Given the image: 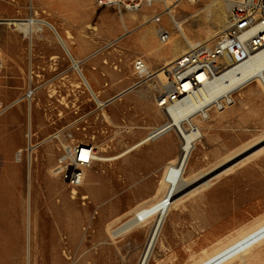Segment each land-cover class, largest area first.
<instances>
[{"label": "rangeland", "instance_id": "374dc122", "mask_svg": "<svg viewBox=\"0 0 264 264\" xmlns=\"http://www.w3.org/2000/svg\"><path fill=\"white\" fill-rule=\"evenodd\" d=\"M222 6L184 0L176 10L192 35L198 36L197 44L207 41L205 32L225 11ZM143 13L151 14L139 12V20ZM30 17L49 21L68 38L71 51L75 46L86 53L81 60L86 76L103 98L113 99L105 108L107 119L85 86L77 88V75H71L74 88L40 91L31 104L22 102L30 54L45 71L55 69V61L60 71L71 66L48 28L27 36L13 31L7 22ZM122 18L128 20V14ZM139 20L126 32L114 10L98 9L93 0H0V103L16 102L0 118V264H138L148 229L114 239L109 230L127 220L133 209L164 193L159 190L167 164L180 149L177 134L172 131L121 159L96 162L74 194L51 172L61 142L47 139L63 130L61 134H70L75 141L93 144L98 157L113 158L167 121L155 103L161 87L156 78L132 88L138 82L136 59L158 70L171 57L148 53L140 42L144 27H139ZM163 23L173 30L167 18ZM213 31L216 36L209 44L216 42L222 28ZM234 97L235 105L226 112L213 113L208 122L197 119L204 137L192 160L196 182L177 195L182 204L167 218L163 246H157L150 264L193 263L264 218V88L253 82ZM76 120L75 128H67ZM30 124L33 143L41 146L29 194ZM19 150L22 163L16 161ZM208 180L211 186L204 188ZM28 201L33 222L37 220L30 233ZM250 264H264V247Z\"/></svg>", "mask_w": 264, "mask_h": 264}, {"label": "bare ground", "instance_id": "6f19581e", "mask_svg": "<svg viewBox=\"0 0 264 264\" xmlns=\"http://www.w3.org/2000/svg\"><path fill=\"white\" fill-rule=\"evenodd\" d=\"M212 4H217L220 6L223 5L221 2H215V1H213ZM222 7H220L221 10H224L222 9ZM178 13L179 12L175 8L173 13V19H167L169 24L168 27H171L173 30L172 31L169 30L170 38L166 43H162L159 41V38L157 36V26L152 21L151 14L150 15H147L146 13L141 14L142 23L140 24L139 27H144V28L140 32L139 38L143 46L149 49V52L148 51L147 52L148 53L151 52L154 55H157L158 57L165 56V54L167 53L171 54V57L168 60V62L158 70H152L153 68L151 69L149 65L146 64V70L152 76L150 79L146 80V83L148 84L152 78H156L158 80V83L160 84H165L167 81V75H166L167 69H169L183 55H186L190 49L196 46V40L198 39V36L192 35V32H190L185 25L186 20L179 19ZM137 20H139L138 13H128V20L121 18V22L125 31L129 32L128 25L134 23ZM7 22L8 25L13 29V31L24 33L27 36L28 35L32 36V34L34 33L43 31L44 26L48 28L50 31H52L56 40L63 48L65 54L74 64L73 65L74 69L76 70L77 75L80 79L79 84H77V88H80L83 84L87 89V91L89 92V94L91 95V97L93 98V100L97 103L100 109L103 110L104 112L103 116L106 119L108 118V116L105 113L106 112L105 108L107 106L106 102L113 99L107 100L102 97L101 92L95 90L90 79L86 76L83 70L82 67V64H84L83 61L78 60L77 58L74 57L71 51L70 44L68 42V38L63 37L59 33L57 28L47 20H40L35 17H30L25 20L22 19L7 20ZM214 22L215 23L213 29H217L220 27L222 28V31L219 33L220 35L222 32H224L226 27L225 11H221L220 16H218V18H216ZM213 29H209L205 32L204 39H206L208 42L209 41L211 42L216 36V34H214ZM112 44L113 42H110L107 46H110ZM92 56H89L87 61L90 60ZM229 61L233 62V60H229ZM206 79L207 78L205 74L199 77V80H201V82H204V84L192 97L191 103L180 104L178 108L171 109V117L167 113L165 114L162 113L166 117V119L169 120L168 122L169 126H171L173 130H175L178 133L180 140L182 141L177 156L171 159L167 164L166 172L164 173L163 180L161 181L162 186L160 187L159 192L160 193L164 192V193H162L161 196L156 197L155 200L152 201L151 203L140 205L137 208L133 209L134 211L131 210L133 211V213L127 220L122 222L114 230L112 231L109 230V235L111 234L110 237L114 239L128 234L133 235L136 233L137 230L141 228L148 229L147 232L149 235L147 238L146 247L142 253V256L138 264H150L155 249L157 248V246H161L163 244L162 232L167 218L171 215V213L174 210H179V207L182 204L181 199L177 198V195L183 189L187 188L188 186L196 182V179L192 178V175L194 173V166L192 164V160L194 159V155L198 147L197 140L199 138L202 139L204 137V134L202 131L203 130L202 127L198 126L197 119L199 118L195 117V113L199 112V108L202 106V104L211 102L213 99L226 92H233L235 95L236 92L243 89L247 84L258 81L262 84V87L264 88V48H261L256 52L244 53L241 63L233 62L230 65V67H228L225 71H223L220 75H218L213 81H206ZM29 114L32 116V111ZM188 118H192V122H194L195 124L197 123L196 125L198 126V130H185L183 128L182 122ZM29 128L30 129H29L28 137L32 138V141L30 143L31 148L28 151L29 152L28 163L31 165L29 170L30 171L29 194H30L31 171L33 169V162L38 161L37 150L41 145L33 143L34 133H32L31 124L29 125ZM49 139H51L50 141H52L53 137L52 138L49 137L47 140ZM199 141L201 142L202 140ZM149 143H150L149 137L148 138L145 137L141 141L137 142L134 146L127 149L122 154L113 158L98 157L97 162L98 161L108 162V161H115L121 159L127 156L128 154L132 153L133 151L138 150ZM242 152L243 150L234 156H239L240 154H242ZM19 153L23 155V150L22 151L19 150L16 153V156ZM234 156L224 161V163L235 158ZM17 162L22 163L23 157L21 158L20 161L18 160ZM51 172L53 176L57 177L52 170ZM207 174H204L203 177L207 176ZM85 181H86V177H85ZM202 186H204V188L210 187L211 183L208 180L204 182ZM83 199H87V197L85 196L83 197ZM72 200H76V199L72 197ZM28 203H29L28 231L30 233L32 229V223L34 228L36 229L37 220L35 218L33 222L32 205L31 202L28 201ZM263 247H264V219L253 224L247 229L241 231L232 239L221 243L212 251L206 252L204 256H202L199 259L197 258V260L193 261V263L190 264H250L251 261L254 260L260 254V251Z\"/></svg>", "mask_w": 264, "mask_h": 264}, {"label": "built area", "instance_id": "2783aa9c", "mask_svg": "<svg viewBox=\"0 0 264 264\" xmlns=\"http://www.w3.org/2000/svg\"><path fill=\"white\" fill-rule=\"evenodd\" d=\"M182 1L184 0H93L98 9L114 10L121 18L128 13L150 11L151 19L157 26V36L162 43H166L170 38L169 29L163 23L164 19H173L174 9ZM207 1L221 2L224 5L226 27L224 32L216 38L214 44H209V42L196 44L186 55H183L167 69V81L165 84H161L154 99L157 108L170 117L171 109L178 108L180 104L191 103L192 97L204 84L199 80L201 75H206V81H213L233 62L241 63L244 53L256 52L264 48V0ZM29 40L31 41L32 38ZM229 60H233V62ZM52 65L55 69L42 70L34 64L33 58L30 57L27 75L28 84L22 102L26 101L31 104L30 102L34 100L40 91L58 93V90L67 86L74 88L71 75H77V72L74 69L73 62H71L69 69L61 71L58 70V62L55 61ZM134 70L138 76V82L132 88L144 85L146 80L152 77L146 70V63L143 59L138 58L135 60ZM233 95V92H226L211 102L202 104L199 112L195 113V117L199 118L201 122H208L211 120L213 113L226 112L235 105ZM111 102L112 100L106 102V105ZM15 105L16 102L8 105L1 103L0 118ZM56 120L57 118L52 119L53 124L56 123ZM168 122L167 119L165 123L148 134L147 138L149 137L150 142L156 141L172 131L177 134L180 140L178 133L169 126ZM77 123H79L78 120L71 122L67 128H75ZM182 125L185 130H198V126L192 122V118L184 120ZM62 131L50 137L61 142L52 171L74 194L76 189L83 186L88 170L97 162L98 152L93 144L75 141L70 134H61ZM27 139V151H29L32 138L27 136ZM199 140L201 139L199 138L197 141ZM180 142L182 144L181 140ZM21 158L22 154L19 153L16 156V161H20Z\"/></svg>", "mask_w": 264, "mask_h": 264}, {"label": "crops", "instance_id": "0c3cea01", "mask_svg": "<svg viewBox=\"0 0 264 264\" xmlns=\"http://www.w3.org/2000/svg\"><path fill=\"white\" fill-rule=\"evenodd\" d=\"M30 47H33V41H30ZM72 53L74 55L75 58H77L78 60H84L85 58H87L86 53H82L80 52L75 46H72ZM33 54H30L29 57H32ZM84 65V64H83ZM82 65V66H83ZM0 67L2 68V66L0 65ZM203 131V130H202ZM18 152V151H17ZM30 164L28 163V167L30 168ZM264 219V218H263ZM262 220V219H261ZM259 222V221H258ZM257 223V222H256ZM255 224V223H254ZM252 226V225H251ZM232 239V238H231ZM230 240V239H229ZM226 242V241H224ZM205 251V250H204Z\"/></svg>", "mask_w": 264, "mask_h": 264}]
</instances>
